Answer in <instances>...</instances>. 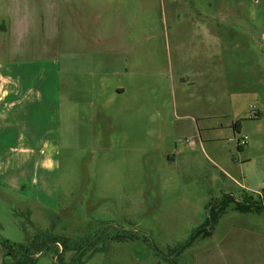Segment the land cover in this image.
I'll list each match as a JSON object with an SVG mask.
<instances>
[{"label":"rangeland","instance_id":"1","mask_svg":"<svg viewBox=\"0 0 264 264\" xmlns=\"http://www.w3.org/2000/svg\"><path fill=\"white\" fill-rule=\"evenodd\" d=\"M203 1L137 0L136 37L154 46L139 52L145 86L122 99L135 108L124 113L120 139L104 143L111 146L106 154L61 152L48 182L60 185L54 211L0 189V240L65 235L99 242L103 249L83 264H264V0L243 7L214 0L249 16L251 46L243 53L226 42L221 54L232 62L198 78L196 64H181L180 32L195 29L190 13ZM188 45L185 55L196 56ZM226 194L249 196L262 208L243 213L233 203L220 212ZM122 232L137 237L116 239ZM56 249L62 246L35 255V264H56ZM74 254L62 255L66 264Z\"/></svg>","mask_w":264,"mask_h":264},{"label":"crops","instance_id":"2","mask_svg":"<svg viewBox=\"0 0 264 264\" xmlns=\"http://www.w3.org/2000/svg\"><path fill=\"white\" fill-rule=\"evenodd\" d=\"M137 4L0 0V189L33 197L54 211L60 185L48 182L59 172L61 152L100 148L106 154L111 146L104 143L120 139L124 113L135 108L122 99L145 86L139 52L154 46L150 38L136 37ZM235 4L221 9L214 0H204L190 13L195 29L181 26V48L189 42L187 47L194 44L197 53L185 55L183 49L181 64H196L194 77L219 72L221 63L232 62L233 57L221 54L226 42L243 53L251 46L246 37L250 18ZM221 15L230 27L229 41L223 37ZM6 254L0 240V264H6Z\"/></svg>","mask_w":264,"mask_h":264},{"label":"trees","instance_id":"3","mask_svg":"<svg viewBox=\"0 0 264 264\" xmlns=\"http://www.w3.org/2000/svg\"><path fill=\"white\" fill-rule=\"evenodd\" d=\"M239 124H237L238 127ZM242 149L243 147L239 145ZM233 203L235 204V209L247 213L252 211V209H259L262 208V205L257 203L256 201L252 200L249 196H245L243 201H237L233 194H226L222 200L219 207V211L223 212ZM126 236H120L116 239L124 240V239H135L137 237L136 234L122 232ZM98 239V238H96ZM2 245L4 246L6 253H12V256H8L6 254L4 262L6 264H35L36 262V254L43 253L44 251L51 250V246L61 245L62 251L59 252V249H56L57 255H54L55 263L56 264H66L65 260L62 255L66 254L67 252L74 251L75 254L71 259L70 264H83L84 260L87 257H90L95 251L103 249L102 246H97L99 242L92 241V239L88 240L87 242L80 241L76 242L73 241L72 238L60 235V236H51V235H36L32 237L29 242H10V240H1ZM190 245V244H187ZM187 245L183 248L185 249ZM74 246V247H73ZM14 253L16 256L14 257Z\"/></svg>","mask_w":264,"mask_h":264},{"label":"built area","instance_id":"4","mask_svg":"<svg viewBox=\"0 0 264 264\" xmlns=\"http://www.w3.org/2000/svg\"><path fill=\"white\" fill-rule=\"evenodd\" d=\"M260 0H256V3H259ZM258 116V115H257ZM240 145H246L248 143L247 136H243L239 140Z\"/></svg>","mask_w":264,"mask_h":264}]
</instances>
